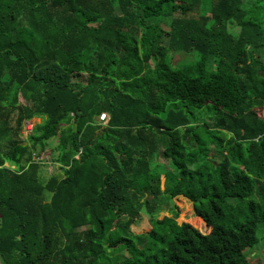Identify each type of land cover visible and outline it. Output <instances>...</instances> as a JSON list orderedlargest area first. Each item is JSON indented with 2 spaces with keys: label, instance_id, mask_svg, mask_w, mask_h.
<instances>
[{
  "label": "trees",
  "instance_id": "obj_1",
  "mask_svg": "<svg viewBox=\"0 0 264 264\" xmlns=\"http://www.w3.org/2000/svg\"><path fill=\"white\" fill-rule=\"evenodd\" d=\"M262 245L264 0H0L1 264H251Z\"/></svg>",
  "mask_w": 264,
  "mask_h": 264
},
{
  "label": "rangeland",
  "instance_id": "obj_2",
  "mask_svg": "<svg viewBox=\"0 0 264 264\" xmlns=\"http://www.w3.org/2000/svg\"><path fill=\"white\" fill-rule=\"evenodd\" d=\"M165 28V27H163ZM235 31H238L237 28L234 29ZM186 56H184L183 54L181 55H173L172 56V63L173 65L182 63L183 61L186 60ZM178 66V65H177ZM19 101L21 103H24L22 101L21 98H19ZM260 115H262L261 111L258 110L257 111ZM189 115L191 118H193L194 120H200L201 122L206 121L208 122L209 120V116L210 114L207 111V107H204L203 110H196V109H190L189 110ZM39 119H33L30 122V126H32L35 122H39ZM26 134V132H25ZM49 146H47V148L50 150H53V148L56 145V140L54 138H52L51 140L48 141L47 143ZM53 154V153H52ZM54 155V154H53ZM45 156L50 157V154L48 153V151L45 153ZM52 156V155H51ZM150 160V166L151 169L154 170L155 169V163L163 166L164 168H168L169 164L168 161H166L162 155L160 153L157 154V156L154 158V160L152 161V159ZM57 166L55 164H49V165H45L41 167L40 170V177L43 181H46L50 175H56V176H61L62 171H60L58 168H56ZM163 181V178H162ZM173 203L174 206L176 207L177 211H178V217L176 219L177 223H187L190 224L193 228H195L196 230H198L200 233L202 234H208L210 232V228L206 227V225L204 224V222L193 215V211H192V206L189 202H187L184 198L182 197H176L173 198ZM169 208V207H168ZM164 215V213H163ZM167 215V213L165 214ZM201 220V222L199 221ZM131 230L135 233V234H140V233H144L147 232L149 230V225L147 222V219L145 216H140L135 223L131 226ZM256 247V246H255ZM246 254L249 258V261L251 264H257L256 260L257 259H261V261L264 260V245L257 247L255 249H251V250H247ZM126 253H122V257H125ZM259 261V260H257Z\"/></svg>",
  "mask_w": 264,
  "mask_h": 264
},
{
  "label": "built area",
  "instance_id": "obj_3",
  "mask_svg": "<svg viewBox=\"0 0 264 264\" xmlns=\"http://www.w3.org/2000/svg\"><path fill=\"white\" fill-rule=\"evenodd\" d=\"M108 119H109V117H108V115H107L106 113H102V114H100V115L98 116V118H97V120H98L99 122H101L102 124H106V123L108 122ZM29 125H30V122H26V123L24 124V134H25V132H26L25 135H27V134L31 131V129H32V126L29 127ZM42 157H43V158H46L47 160L49 159V157H48V156H45V154H43Z\"/></svg>",
  "mask_w": 264,
  "mask_h": 264
},
{
  "label": "water",
  "instance_id": "obj_4",
  "mask_svg": "<svg viewBox=\"0 0 264 264\" xmlns=\"http://www.w3.org/2000/svg\"><path fill=\"white\" fill-rule=\"evenodd\" d=\"M1 264V263H0Z\"/></svg>",
  "mask_w": 264,
  "mask_h": 264
}]
</instances>
